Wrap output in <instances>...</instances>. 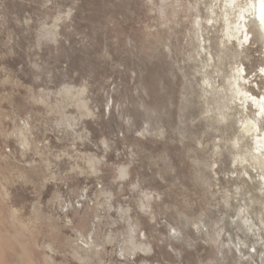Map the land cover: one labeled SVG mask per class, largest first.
<instances>
[{"label": "rangeland", "instance_id": "obj_1", "mask_svg": "<svg viewBox=\"0 0 264 264\" xmlns=\"http://www.w3.org/2000/svg\"><path fill=\"white\" fill-rule=\"evenodd\" d=\"M228 1L0 0V264H264Z\"/></svg>", "mask_w": 264, "mask_h": 264}, {"label": "bare ground", "instance_id": "obj_2", "mask_svg": "<svg viewBox=\"0 0 264 264\" xmlns=\"http://www.w3.org/2000/svg\"><path fill=\"white\" fill-rule=\"evenodd\" d=\"M228 5L226 12L230 38L237 42L238 50L245 54L247 50L251 51V44L252 48L258 44V56L261 57V69L255 74L245 64L234 67L233 84L237 90L235 96L239 100L232 103L229 119L233 120V128L236 129L238 125L240 129L235 141L244 155L239 154L245 161L244 175L252 178L248 168L256 170V174L260 175L258 182H261L257 189L264 197V0H229ZM251 27L256 32L255 38ZM246 56L249 57L248 52ZM247 140H251V146L246 145ZM247 212L250 213L249 208ZM249 251L254 253V257L256 249L249 248Z\"/></svg>", "mask_w": 264, "mask_h": 264}]
</instances>
